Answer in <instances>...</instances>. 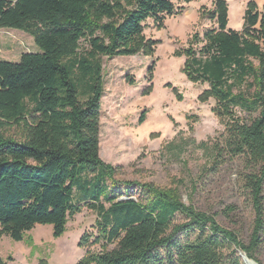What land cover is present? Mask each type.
I'll use <instances>...</instances> for the list:
<instances>
[{
    "label": "trees",
    "instance_id": "1",
    "mask_svg": "<svg viewBox=\"0 0 264 264\" xmlns=\"http://www.w3.org/2000/svg\"><path fill=\"white\" fill-rule=\"evenodd\" d=\"M190 1L0 0V29L30 34L40 50L22 53L17 62L0 60V239L24 240L38 224L51 225L59 237L68 219L87 208L97 216V232L84 233L79 246L100 249H88L75 264H243L238 250L263 264L264 12L253 2L239 31L228 26L226 0L202 7L199 17L216 28L203 33L198 50L194 34L174 53L185 56L189 81L208 84L198 100L212 98L224 125L220 141L196 144L209 156L203 174L241 165L235 181L252 214L246 241L214 214L183 201L180 179L169 186L119 179L120 167L99 154L103 57L152 55L159 41L145 37L144 22L152 18L162 27L176 2ZM148 71L151 79L152 67ZM189 142L195 144L180 139L166 147ZM226 209L229 214L235 206ZM182 234L192 237L180 240ZM0 264H6L1 256Z\"/></svg>",
    "mask_w": 264,
    "mask_h": 264
},
{
    "label": "rangeland",
    "instance_id": "2",
    "mask_svg": "<svg viewBox=\"0 0 264 264\" xmlns=\"http://www.w3.org/2000/svg\"><path fill=\"white\" fill-rule=\"evenodd\" d=\"M250 1L264 12V0H226L230 28L242 29L244 10ZM212 3L213 0L176 2L174 13L165 15L162 27L154 19H147L145 37L159 41L152 55L103 57L99 154L104 161L120 167L119 179L151 181L160 186H169L173 179H180L183 201L214 214L223 226L235 230L246 241L252 214L235 181L241 165L228 163L209 175L203 174L209 156L196 144L211 139L220 141L224 125L212 110V98L205 102L198 100L208 84L189 81L182 71L185 56L174 54L177 49L187 47L194 34L200 37L194 44L198 50L203 44V33L216 28L214 21L199 17L201 8H211ZM39 51L30 34L0 29V60L17 62L22 53ZM127 77L132 78V84ZM150 85V92L143 94ZM142 111L145 116L139 123ZM235 112L243 118L250 116L240 108H235ZM180 139H193L195 144L189 142L181 149L166 147L170 141L177 143ZM195 184L196 190L192 192ZM230 205L235 209L226 214L224 211ZM96 218L93 211L83 208L68 219L66 230L59 237L52 235L48 224L36 225L21 241L3 235L0 256L6 264H39L41 259L48 264H75L88 249H100L98 245L79 246L84 233L96 235ZM181 220L177 217L176 222ZM178 237L185 240L192 234ZM159 253L162 255L164 251ZM260 259L264 264V251Z\"/></svg>",
    "mask_w": 264,
    "mask_h": 264
},
{
    "label": "water",
    "instance_id": "3",
    "mask_svg": "<svg viewBox=\"0 0 264 264\" xmlns=\"http://www.w3.org/2000/svg\"><path fill=\"white\" fill-rule=\"evenodd\" d=\"M240 256L242 258V261L244 262V264H246V259H249L253 264H258L256 261H254L253 259H250L246 256L245 253H240Z\"/></svg>",
    "mask_w": 264,
    "mask_h": 264
},
{
    "label": "bare ground",
    "instance_id": "4",
    "mask_svg": "<svg viewBox=\"0 0 264 264\" xmlns=\"http://www.w3.org/2000/svg\"><path fill=\"white\" fill-rule=\"evenodd\" d=\"M246 264H253L249 259H246Z\"/></svg>",
    "mask_w": 264,
    "mask_h": 264
}]
</instances>
